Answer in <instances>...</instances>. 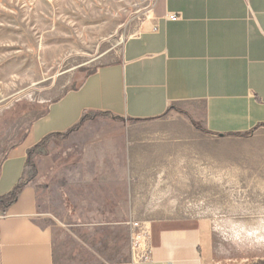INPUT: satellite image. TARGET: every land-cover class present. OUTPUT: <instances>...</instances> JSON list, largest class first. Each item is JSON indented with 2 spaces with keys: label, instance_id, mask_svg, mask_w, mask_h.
I'll list each match as a JSON object with an SVG mask.
<instances>
[{
  "label": "crops",
  "instance_id": "0c3cea01",
  "mask_svg": "<svg viewBox=\"0 0 264 264\" xmlns=\"http://www.w3.org/2000/svg\"><path fill=\"white\" fill-rule=\"evenodd\" d=\"M171 111L212 138L238 140L264 130V0H156L116 61L51 103L32 123L27 146L2 162L0 197L25 182V151L43 139L34 158L65 143L81 147L72 152L80 164L53 169L66 190L47 188L36 168L16 201L0 205V264H264L240 250L239 233L234 238L208 219L152 227L145 259H132L128 223L135 220L122 224L99 210L105 177L133 171L106 167L105 153L84 151V144L111 123L151 124ZM85 116L90 119L66 139L57 136ZM120 158L127 165L130 153L114 152L113 160ZM226 160L233 191L264 192V151Z\"/></svg>",
  "mask_w": 264,
  "mask_h": 264
},
{
  "label": "rangeland",
  "instance_id": "374dc122",
  "mask_svg": "<svg viewBox=\"0 0 264 264\" xmlns=\"http://www.w3.org/2000/svg\"><path fill=\"white\" fill-rule=\"evenodd\" d=\"M155 2L0 0V166L27 146L32 123L51 103L117 60ZM96 132L98 139L84 144V151H103L106 167L133 171L105 177L104 187H98L104 205L99 210L122 224L135 220L148 232V241L156 225L216 221L234 238L239 233L243 253L264 259V192L233 191L224 169L232 153L264 151V130L238 140L212 138L171 111L151 124L125 128L115 122ZM81 151L55 143L45 156L33 158L47 188L67 189L64 177L55 176L53 169L79 166L72 152ZM114 152H129V163L113 160ZM29 175L26 169L24 181Z\"/></svg>",
  "mask_w": 264,
  "mask_h": 264
},
{
  "label": "trees",
  "instance_id": "16d2710c",
  "mask_svg": "<svg viewBox=\"0 0 264 264\" xmlns=\"http://www.w3.org/2000/svg\"><path fill=\"white\" fill-rule=\"evenodd\" d=\"M179 114H184L182 112H179ZM90 117H83L79 123L77 125H75L72 129H70L69 131H67L66 133L64 134H61V135H57L59 138L61 139H66L72 132H75L77 129H79L82 124L89 120ZM196 130L200 131V132H203L202 130H200L199 128L195 127ZM204 133V132H203ZM47 141V138L46 139H43L40 143H38L36 146H34L33 148H31L28 152H27V155H26V160H25V168L29 170L30 172V175L28 177V179L24 182H31L35 177H36V168H35V165L33 163V158L35 155L38 154V151L40 149H42L45 145ZM24 183L21 182V180L18 182V184L13 188V190L4 195L3 197H0V205L4 206V207H8L9 205H11L12 203H14L17 199V196L20 192V190L22 189Z\"/></svg>",
  "mask_w": 264,
  "mask_h": 264
},
{
  "label": "built area",
  "instance_id": "2783aa9c",
  "mask_svg": "<svg viewBox=\"0 0 264 264\" xmlns=\"http://www.w3.org/2000/svg\"><path fill=\"white\" fill-rule=\"evenodd\" d=\"M168 19L175 21L178 17L169 15ZM128 226L130 228V255L132 259L143 260L149 244L148 232L137 222L128 223Z\"/></svg>",
  "mask_w": 264,
  "mask_h": 264
}]
</instances>
